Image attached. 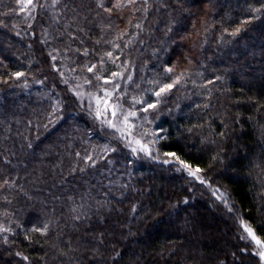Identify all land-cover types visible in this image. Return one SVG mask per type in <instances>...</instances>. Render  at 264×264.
I'll return each instance as SVG.
<instances>
[{
	"label": "trees",
	"instance_id": "1",
	"mask_svg": "<svg viewBox=\"0 0 264 264\" xmlns=\"http://www.w3.org/2000/svg\"><path fill=\"white\" fill-rule=\"evenodd\" d=\"M143 3L137 0L131 24L129 8L124 16L115 10L94 18L95 0H60L68 8L61 7L55 23L51 8L35 10L32 25L19 13L0 16L8 25H0V77H9L0 79V181L24 188L0 189L9 196L0 199V213H9L0 219L16 228L7 234L8 243L0 234V264H259L239 221L264 236V0H148L147 14ZM13 4L0 0V13ZM73 15L82 17L77 22L84 32L72 26L67 31H77L83 45L57 35ZM101 22L112 28L102 29ZM126 27L117 40L121 50L104 43ZM236 27L240 31L233 35ZM132 32L137 35L128 40ZM81 47L89 49L87 56L76 51ZM110 49L120 53L115 61L102 56ZM101 58V74L123 75L105 83L88 73L85 64ZM165 65L187 75L157 98L152 82L172 79ZM21 70L22 77L11 76ZM117 83L113 99L124 92L127 109L134 105L132 96L148 103L159 99L146 113L143 103H135V110L138 133L149 141L161 137L155 144L160 159L133 153L72 91ZM155 129L161 131L153 136ZM105 145L115 151L105 156ZM166 152L198 165L208 184L182 165L165 163L174 160ZM85 155L102 158L91 165ZM211 187L227 195L228 205ZM84 190L90 193L84 209L71 211L69 198L79 204ZM49 218L47 234L31 230Z\"/></svg>",
	"mask_w": 264,
	"mask_h": 264
},
{
	"label": "snow or ice",
	"instance_id": "2",
	"mask_svg": "<svg viewBox=\"0 0 264 264\" xmlns=\"http://www.w3.org/2000/svg\"><path fill=\"white\" fill-rule=\"evenodd\" d=\"M95 5H96V9L97 11H95L93 14L94 18L99 19L100 18V14L101 11L111 14L113 13L115 10H120L119 14L120 16H124V12L123 9L124 8H129L130 9V15L128 17L129 23L131 24L132 18L134 16V14L139 10V7L137 5V0H95ZM61 7H63L64 9L68 8L67 4H60V0H50V3H48V0H45V2L43 4L39 3V0H14V4L12 7L10 8H6L5 11L3 13H0V16H3L5 18L12 16L16 13H19L21 16H23L25 18V20L27 21V23L29 25H32L33 23V18L36 15V11L39 8H51L54 16H53V23L59 21L61 19V15L60 10ZM148 8H149V3L148 0H144V3L142 5V10L145 14H147L148 12ZM260 9H264V5L260 6ZM253 11H257L258 9L253 8ZM88 12H92V9H88ZM111 18V17H110ZM82 19V17L78 16V15H73L68 17L67 20L64 21V25H65V30L61 31L59 33H57L58 36L60 37H64L67 36L68 37V43L72 44L75 40H79L80 44L83 45L84 41L82 39H80V37L77 35V31H71L68 32L67 29L68 27L72 26L75 28H78L79 31L81 33L84 32V29L82 27H80L79 23L77 22L78 20ZM246 19H251V17H247ZM73 22H77V23H73ZM0 25L7 27L8 25L5 23V19H0ZM16 27H19V25H15ZM101 27L102 29H111L112 28V24H103L101 22ZM134 27H136L137 29L142 27V22L137 20ZM224 31H228V29H224ZM240 31L239 27H236L234 29H232V34L235 35L237 32ZM128 33V28H124L123 30H119L116 32V35L112 36L111 40H107L104 41L105 44H111L112 49H116V50H121V45L119 43H117V40L120 37H124L125 34ZM19 34V33H17ZM33 35H35V33H33ZM44 35L48 38V39H52L51 35L45 31ZM104 35V31L102 30L101 32V36ZM137 33L136 32H132L130 36H128V40H131V38L133 36H136ZM101 41L99 39L96 40V43L99 44ZM142 43V41H141ZM65 52L68 51V48L65 47L63 49ZM53 51H57L59 52V49H54ZM77 52H83V54L85 56H87L89 54V49L86 47H81V48H77L76 49ZM92 51H95V49H92ZM120 53L117 52L116 55L113 54V50H109L106 53H103L102 56H106L108 59L115 61L116 57L119 55ZM52 61H56L57 57L56 56H51ZM105 63V60L103 58L99 59L97 62H92L89 64H85V68L87 70L88 73H93L98 80L104 81L105 83L109 82V81H113L114 78L119 77L121 75H123L122 72H112L111 75L108 74H101L100 68L103 67ZM127 63V62H126ZM100 66V68H98V65ZM53 67H58L55 63L53 64ZM165 72L172 74V79L168 82H161V81H153L152 83L154 85H156V87L153 90V94L159 98L161 97L163 94L169 92L170 90H172L175 86H177L178 82H182L183 77L185 75H187L186 70H182L179 73H177L174 69L173 66L171 65H165ZM23 71H14L11 73L12 77H22L23 76ZM61 76L64 75V73L61 71L60 73ZM9 77H0V79H8ZM129 79H132L131 75L129 74ZM215 79V77H214ZM25 86H27V81H24ZM85 84L91 85L92 81L85 79L84 81ZM205 83H208L207 81ZM120 88V84H115L113 88H109L107 86H100V88L98 89L97 92H83L78 91L75 87L72 88V91L75 93L76 96L81 97V100L83 99V96H88L89 98V108L92 109V101H94L95 103V108L93 109L94 115L97 119H99L101 121V125H108V127H110L111 129L115 130L120 136L125 137L126 139H130V142L128 143V147L132 149V151L134 153H136L138 150H144L145 152H147V154L149 156H152V151H151V147L154 146L157 142L158 139H160L161 137H155L150 144L149 143H145L140 136H133V132L132 129H134L135 125L132 123V121L129 119V117H136L138 115L137 110H135V103H143V111L146 113L148 110L150 109H154L157 107V105L159 104V99H153L150 103L145 102L143 97L141 96L138 100V98L136 96H132L131 100L134 102L133 107L128 108L127 110L124 109V105L121 102V100L125 97V93L124 92H120L119 93V98L113 99V94L117 91V89ZM103 93V95H101L100 93ZM59 105V102H57V104H54L52 106L53 108V112L56 111L57 107ZM90 114H92L90 112ZM49 116H52V113H49ZM111 117V118H109ZM53 119H55L53 117ZM147 130H145L146 133ZM155 131H161L160 129H155L153 132V136ZM135 145V146H134ZM103 153L106 156L108 153L110 152H114L115 149L111 146L105 145L103 148ZM77 156H80V153L77 152L76 153ZM166 156L172 157L174 158L173 161H169V160H165V163H172L175 162L178 165H182L184 166L191 175L195 176L196 179L203 181L204 183H208L207 180L204 179L203 176L198 175L197 171L199 169V166L197 165L196 168H193L191 165H189L188 161L186 160H182L180 158L179 155H177V153L175 152H166L165 153ZM101 156H97L96 158H93L92 155H85L83 156V160L85 162H87V164H91V165H96L97 164V160L101 159ZM154 159H160L159 154H157L155 157H153ZM5 160L8 159L7 156L4 157ZM87 164L83 165L81 167V170H83V167H86ZM71 171H76L75 168H72ZM8 188H18L20 190V192H24V188L15 183L14 180H10V179H3L2 181H0V189H8ZM85 197L90 198V193L87 190H84L81 195L79 196V200L80 203L77 204L75 202V200L77 199L76 197H70L69 199L73 200V205H72V209L71 211L73 212H78L82 209H84L85 204L87 203V200L85 199ZM0 199L4 200V201H8L9 200V196L8 195H0ZM185 200H187V197H185ZM226 204L228 203V201L225 199L224 201ZM133 210H135L136 205H132ZM0 215H3L4 217H8L9 213L7 209H4L2 213H0ZM74 219L79 221L81 219L80 215H76L74 216ZM51 218H49L48 220L42 222L40 227H37L36 224L32 225L31 230L33 232H39L41 234H47L49 232V225L51 224ZM12 220L10 219H0V234H3V240L5 243H8L9 237H8V233H14L16 231V228L12 227ZM17 225H19V227H23V225L19 224V221L16 222ZM240 225L243 227L244 232L246 233V235H244L242 238L244 239H250L251 242H254L253 247H251L250 251L254 254H256L259 257V264H264V236L257 234L256 228H254L248 221L244 220V219H240L239 221ZM261 229H264V224H261L259 226ZM25 238L28 240H31L32 237L27 235V231L25 232ZM102 238V237H101ZM69 247H71V240H69ZM60 251H63V249H60ZM96 250L93 249V252H95ZM242 251H248V249H243ZM17 256H20L23 258V260L28 261L29 257L24 255V253L22 252H17L16 253ZM115 256H118L119 253L116 252L114 253Z\"/></svg>",
	"mask_w": 264,
	"mask_h": 264
},
{
	"label": "rangeland",
	"instance_id": "3",
	"mask_svg": "<svg viewBox=\"0 0 264 264\" xmlns=\"http://www.w3.org/2000/svg\"><path fill=\"white\" fill-rule=\"evenodd\" d=\"M78 91H83V92H97L98 90H96V91H89L88 89H86L84 86H79L78 88ZM101 95H103V93L101 92L100 93ZM80 98V100H81V97H79ZM82 102H84V103H86L87 104V106L89 107V98H88V96H83V99L81 100ZM95 108V103H94V101H92V109H91V111H92V113L94 114V112H93V109ZM124 109L125 110H127V108H125L124 107ZM109 118H111V117H109ZM129 119L132 121V123L135 125V127H134V129H132V132H133V136H140L141 137V139L145 142V143H149L150 144V142L151 141H149L148 139H146L145 137H143V136H141L139 133H138V124H137V120H138V115L136 116V117H129ZM118 134V133H117ZM118 137H120L124 142H125V144H126V146L128 147V143L130 142V139H126L125 137H122V136H120L119 134H118ZM135 146V145H134ZM129 148V147H128ZM131 151H132V149L131 148H129ZM151 151H152V156H149L148 154H147V152H145L144 150H138L137 152H136V154H141L142 156H145V157H148V158H152V159H154L153 157H155L156 155H157V150L155 149V145L154 146H152L151 147ZM133 152V151H132ZM134 153V152H133ZM154 160H156V159H154ZM185 169V172L189 175V176H191V177H193L194 179H196V177L195 176H193V175H191L190 173H189V171L186 169V168H184ZM197 174L198 175H201L198 171H197ZM202 176V175H201ZM197 181H199V182H203V181H201V180H198V179H196ZM208 184V183H207ZM211 189L213 190V192L215 193V196L218 198V200H220L221 202H224L225 201V199L228 201V199H227V195L221 190V189H219V188H212L211 187ZM225 203V202H224ZM228 203H229V201H228ZM228 203H227V205H228ZM244 230V229H243Z\"/></svg>",
	"mask_w": 264,
	"mask_h": 264
}]
</instances>
